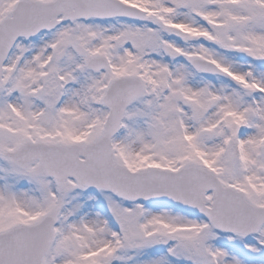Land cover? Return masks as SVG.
<instances>
[{
	"label": "snow or ice",
	"instance_id": "1",
	"mask_svg": "<svg viewBox=\"0 0 264 264\" xmlns=\"http://www.w3.org/2000/svg\"><path fill=\"white\" fill-rule=\"evenodd\" d=\"M0 264H264V0H0Z\"/></svg>",
	"mask_w": 264,
	"mask_h": 264
}]
</instances>
